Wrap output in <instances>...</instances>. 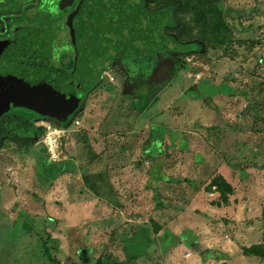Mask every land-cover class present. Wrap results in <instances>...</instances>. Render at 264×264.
Returning <instances> with one entry per match:
<instances>
[{
  "label": "rangeland",
  "instance_id": "rangeland-1",
  "mask_svg": "<svg viewBox=\"0 0 264 264\" xmlns=\"http://www.w3.org/2000/svg\"><path fill=\"white\" fill-rule=\"evenodd\" d=\"M143 5L195 47L117 55L64 124L0 111V264H264V0Z\"/></svg>",
  "mask_w": 264,
  "mask_h": 264
},
{
  "label": "water",
  "instance_id": "water-1",
  "mask_svg": "<svg viewBox=\"0 0 264 264\" xmlns=\"http://www.w3.org/2000/svg\"><path fill=\"white\" fill-rule=\"evenodd\" d=\"M161 22L139 26L124 22L101 26L87 22L81 28L76 26V30L70 26L77 56L68 74L46 64L37 46L29 45L22 51L17 49L0 55V105L24 103L42 113L63 118L116 52L155 40L160 35Z\"/></svg>",
  "mask_w": 264,
  "mask_h": 264
},
{
  "label": "flooded vegetation",
  "instance_id": "flooded-vegetation-1",
  "mask_svg": "<svg viewBox=\"0 0 264 264\" xmlns=\"http://www.w3.org/2000/svg\"><path fill=\"white\" fill-rule=\"evenodd\" d=\"M83 1L0 0V47H3V50L0 49V55L17 49L22 51L23 47L29 45L37 46L41 48L39 52L42 53L41 57L46 64L56 71L68 74L72 71L77 56L70 26L73 30L76 26H85L87 22L101 26L123 22L139 26L142 22L139 23L137 17L135 18L137 12L142 15L157 10L144 7V0H85V5H82ZM163 27L164 25L162 29ZM119 54L120 57L126 56L125 51L116 52L110 62ZM1 108L9 111L13 106L11 102H5L0 105Z\"/></svg>",
  "mask_w": 264,
  "mask_h": 264
},
{
  "label": "trees",
  "instance_id": "trees-1",
  "mask_svg": "<svg viewBox=\"0 0 264 264\" xmlns=\"http://www.w3.org/2000/svg\"><path fill=\"white\" fill-rule=\"evenodd\" d=\"M146 15L147 16H153L151 19H156V20H161L162 22V26L164 25H167V24H170L171 22H172V16H171V6L170 5H166V6H163V7H160L159 9H157L156 11H152V12H150V13H146ZM162 37H164L165 39H168V40H170V41H172L174 44H178V46L179 47H181L182 49H192V48H194L195 47V45L194 44H179V43H176V41H174V39H172L171 37H165L164 35H163V32H162V28H161V31H160V39L162 38ZM159 37H157V39H158ZM156 40V39H155ZM151 42V41H150ZM144 44H146V43H144ZM150 50H152V51H156V48H155V45L152 47V48H150ZM130 52L129 51H125V55H130L129 54ZM96 80H97V78H96ZM96 80L94 81V82H96ZM94 82L91 84V86L94 84ZM90 86V87H91ZM89 87V88H90ZM86 92H87V89L83 92V94L80 96V98H79V100H78V102L68 111V113L63 117V118H61V117H55V116H52V115H50V114H47V113H42V112H40V111H38V110H35V109H32V111L36 114V115H38V116H49V117H51L52 119H54V120H56V121H58L60 124H64L68 119H69V117H70V115L78 108V106L80 105V102H81V100L83 99V97H84V95L86 94ZM204 101L207 103V105H211V103H210V101H209V98H207V99H204ZM12 104V103H11ZM13 105H15V104H12V106ZM21 105H25V106H27L28 108H30L27 104H21ZM4 108H1L0 109V111L1 112H4ZM55 172L54 173H56V172H58V171H60L61 169H60V167L57 165V166H55ZM225 185L228 187V189L230 188L229 187V185L228 184H226L225 183ZM257 246H250V247H248V248H244L243 249V251L246 253V254H248V255H250V254H256V251H257ZM46 253V255H47V257H48V260L52 263V264H59L55 259H53L50 255H49V253L46 251L45 252ZM216 254H221V253H216ZM102 264H110V263H108V262H103ZM224 264H227V263H224Z\"/></svg>",
  "mask_w": 264,
  "mask_h": 264
},
{
  "label": "crops",
  "instance_id": "crops-1",
  "mask_svg": "<svg viewBox=\"0 0 264 264\" xmlns=\"http://www.w3.org/2000/svg\"><path fill=\"white\" fill-rule=\"evenodd\" d=\"M60 136H61V131H60ZM197 224L193 223L191 226L193 227V229L190 227H187L185 229H183L181 231V234H183V236H185V241L183 242V244L187 247H190V243L195 241L196 239V234L194 233L195 230L194 228L196 227ZM194 230V231H193Z\"/></svg>",
  "mask_w": 264,
  "mask_h": 264
},
{
  "label": "built area",
  "instance_id": "built-area-1",
  "mask_svg": "<svg viewBox=\"0 0 264 264\" xmlns=\"http://www.w3.org/2000/svg\"><path fill=\"white\" fill-rule=\"evenodd\" d=\"M60 137V133L59 131H50L48 134H47V145L49 146L48 148L49 149H52L54 147V145H57L56 142L58 140V138Z\"/></svg>",
  "mask_w": 264,
  "mask_h": 264
}]
</instances>
